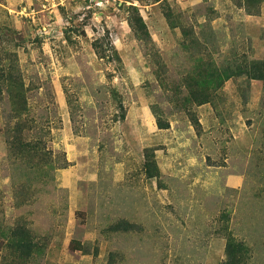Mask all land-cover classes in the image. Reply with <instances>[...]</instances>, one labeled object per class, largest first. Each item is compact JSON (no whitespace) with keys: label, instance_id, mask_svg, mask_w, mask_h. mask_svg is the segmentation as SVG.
<instances>
[{"label":"rangeland","instance_id":"374dc122","mask_svg":"<svg viewBox=\"0 0 264 264\" xmlns=\"http://www.w3.org/2000/svg\"><path fill=\"white\" fill-rule=\"evenodd\" d=\"M263 75L264 0H0V264H264Z\"/></svg>","mask_w":264,"mask_h":264},{"label":"trees","instance_id":"16d2710c","mask_svg":"<svg viewBox=\"0 0 264 264\" xmlns=\"http://www.w3.org/2000/svg\"><path fill=\"white\" fill-rule=\"evenodd\" d=\"M260 70H261V68L259 66V63L255 62V64H253L251 67V72L253 73L252 75L255 77V79H262V76L260 74V72H261ZM228 251H229V253H227V255L229 257L228 264H233L235 262V260H234L235 257H234V251L232 250L231 245H228Z\"/></svg>","mask_w":264,"mask_h":264}]
</instances>
